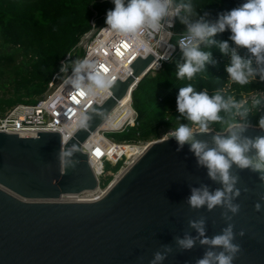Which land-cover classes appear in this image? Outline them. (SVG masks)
<instances>
[{"label":"water","instance_id":"1","mask_svg":"<svg viewBox=\"0 0 264 264\" xmlns=\"http://www.w3.org/2000/svg\"><path fill=\"white\" fill-rule=\"evenodd\" d=\"M153 61L149 53L130 64V73L117 78L111 94L88 109V128H78L62 145L58 132H37L34 137L0 132V264H148L154 251L170 245L173 252L164 264H195L205 247L178 250L174 238L186 231L195 234L188 221L206 218L207 235L225 226L219 207L192 209L190 188L201 183L219 185L198 168L187 146L177 152L171 138L153 140L94 202H62L63 194L93 190L97 179L83 151L84 142L106 121L111 111L131 95ZM103 113L98 115L97 113ZM250 136L264 135L250 124ZM210 134H197L208 139ZM74 166L63 164L60 154ZM241 190L233 216L235 242L240 245L233 264H264V181L248 169H234Z\"/></svg>","mask_w":264,"mask_h":264},{"label":"clouds","instance_id":"2","mask_svg":"<svg viewBox=\"0 0 264 264\" xmlns=\"http://www.w3.org/2000/svg\"><path fill=\"white\" fill-rule=\"evenodd\" d=\"M94 2V0H92ZM113 8L106 10V35L127 39L137 50L151 52L152 42L163 44L164 53L157 56L159 60L172 59L171 52L178 45L181 59L177 61L175 76L178 80L188 81L179 87L176 96L178 122L169 129L166 139H173L175 151L187 146L193 155L196 166L203 168L206 175L218 187L211 189L201 183L190 188L187 203L192 209L205 208L208 211L216 207L222 209L225 221L220 232L207 235L206 218L189 220L194 230L193 235L185 232L174 238L178 250L188 251L197 244L206 246L195 264H233L240 250L235 242L236 236H242L244 230L234 232L233 216L240 210L236 198L241 190L238 187L240 177L234 169H248L258 174L264 181V135L250 136V114L264 105V91H255L251 97L237 99V93L230 85L248 86L253 81H264V0H241V3L229 10H223L212 18L208 11L198 12L202 4L198 0H111ZM183 30L174 32L176 21ZM229 32L227 39H217L218 33ZM212 47L229 58L225 65L229 86L217 80V86L197 90L196 81L204 78L206 65H215ZM243 49V52L241 51ZM71 67L70 74L68 73ZM63 77V86L73 91L79 90L83 96L95 100L111 90L116 82L111 73L117 71L115 66L98 67V62L85 57L61 64L59 69ZM103 115V113H97ZM90 115L83 108L79 110L75 124L78 128L89 127ZM181 120L186 122H181ZM264 131V114L257 122ZM197 134H210L208 139L197 138ZM72 152L66 150L60 154L65 166L72 165ZM264 195L254 203V209L260 211ZM173 252L170 245H162L153 252L148 264H164Z\"/></svg>","mask_w":264,"mask_h":264},{"label":"trees","instance_id":"3","mask_svg":"<svg viewBox=\"0 0 264 264\" xmlns=\"http://www.w3.org/2000/svg\"><path fill=\"white\" fill-rule=\"evenodd\" d=\"M198 3L202 4L198 12L208 11L215 18L218 12L238 6L241 0H198ZM113 6L111 0H0V75L4 71L8 73L13 95L0 97V111L17 102H35L23 97L46 88L52 75L60 69V60L90 28L94 12L100 21ZM183 27L177 20L173 31L179 33ZM228 36L229 32L225 31L218 33L216 38L223 40ZM211 51L217 63L206 65L208 75L193 81L197 90L208 88L211 91L217 86V80L225 86L230 85L225 68L229 58L216 47ZM180 59L179 51L171 62L139 80L131 93L137 124L120 133L123 140L158 138L162 128L177 126L176 96L179 87L188 83L175 76ZM230 87L239 99L264 90V81L257 78L248 86ZM262 114L264 105L250 114V124L257 125Z\"/></svg>","mask_w":264,"mask_h":264},{"label":"built area","instance_id":"4","mask_svg":"<svg viewBox=\"0 0 264 264\" xmlns=\"http://www.w3.org/2000/svg\"><path fill=\"white\" fill-rule=\"evenodd\" d=\"M105 17L102 15L101 18ZM90 28L83 32L73 49L60 60V65L65 61H70L72 51L80 48L83 51L81 58H91L98 62L99 66L105 68L115 66L117 71L111 73L114 79H124L130 73V64L138 56H146L151 54L153 61L147 69V73L159 70L165 63L172 61L174 56L180 51L178 45L174 46L171 55L172 59L159 60V67H155V60L157 56L166 51L163 44H158L153 41L151 52L146 53L142 50L135 49L131 42L117 36L106 35L105 24H100L98 16L94 12V16L89 21ZM71 69H68L70 74ZM67 74H61L58 70L54 73L47 83L45 95L33 103L17 102L4 110L0 111V132L17 134L20 137H34L37 132L49 131L58 132L61 137V144L63 145L78 129L75 124V118L82 108L86 111L93 103L100 104L109 95L105 93L102 96L96 97L95 100L86 98L79 90L73 91L68 86H63V77ZM264 91V90H260ZM256 93H251L246 97H251ZM129 107L132 109V120L124 123L118 129H112L109 126H103L98 131L101 132V137L96 136L89 138V146H82L83 151L88 155V161L92 171L97 179V186L93 190L83 191L77 194H63L60 196L59 201L62 202H94L101 199L119 176L127 170L142 154L145 148L151 141L146 140H114L107 137L106 133L121 132L126 130L127 126H135L136 112L132 107V98H129ZM109 127V128H108ZM107 137V139L105 138ZM86 140V141H87ZM123 143L136 144L140 149L134 153L130 158L124 156L123 153L119 157L110 161V152L112 146L117 147ZM84 145V144H83ZM121 161V165L114 173L105 171V163L111 165L117 164ZM110 178L105 182L102 181L105 176Z\"/></svg>","mask_w":264,"mask_h":264},{"label":"bare ground","instance_id":"5","mask_svg":"<svg viewBox=\"0 0 264 264\" xmlns=\"http://www.w3.org/2000/svg\"><path fill=\"white\" fill-rule=\"evenodd\" d=\"M129 95H126L111 111L106 121L102 123L99 128H103V126H109L112 129L120 128L124 123L130 122L132 120V109L129 107ZM108 127V128H109ZM99 136L101 137V132H94L90 138ZM89 138V140H90ZM107 139V137H105ZM89 140L84 142V147L89 146ZM139 147L136 144H126L123 143L117 147L112 146V151L110 152V161L113 163V159L119 157L121 153L124 154L125 157L130 158L134 153L139 151ZM117 166V165H116ZM119 166V165H118Z\"/></svg>","mask_w":264,"mask_h":264},{"label":"rangeland","instance_id":"6","mask_svg":"<svg viewBox=\"0 0 264 264\" xmlns=\"http://www.w3.org/2000/svg\"><path fill=\"white\" fill-rule=\"evenodd\" d=\"M99 23L101 25L105 24V17L101 18ZM71 54H72V56H71V60L69 61V65H71V61H73L75 59H79L80 57H82L83 51L80 48H77L76 50H73ZM69 69H71L70 66H69ZM2 82L4 84H1ZM11 87H12V85L10 84V77L8 76V73L6 71H4V73L0 75V97L7 98L9 96H13L12 93H11ZM45 92H46V88L44 90H41V91L35 93V94H32L31 96H24L23 99L29 98V99H32V100L36 101V100L42 98L45 95ZM128 127H130V126H127V128ZM169 129L170 128H165V129L162 128L160 130V135H159L158 138L149 139V140H146V141H153V140L162 138ZM124 131L125 130H122L121 132H124ZM121 132L106 133L105 135L107 137H109V138L114 139V140L122 141L123 137L120 134ZM133 141H136V140H133ZM118 165L119 166L121 165V161H119L115 165H111L109 163H105V171L106 172L110 171V172L114 173V172H116L118 170V168H119ZM109 178H110V176L106 175L104 179L102 178V181L106 182Z\"/></svg>","mask_w":264,"mask_h":264}]
</instances>
